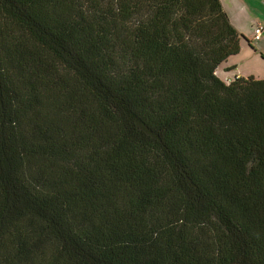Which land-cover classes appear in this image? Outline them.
<instances>
[{
    "label": "trees",
    "instance_id": "16d2710c",
    "mask_svg": "<svg viewBox=\"0 0 264 264\" xmlns=\"http://www.w3.org/2000/svg\"><path fill=\"white\" fill-rule=\"evenodd\" d=\"M241 38L220 0H0V264H264Z\"/></svg>",
    "mask_w": 264,
    "mask_h": 264
},
{
    "label": "rangeland",
    "instance_id": "374dc122",
    "mask_svg": "<svg viewBox=\"0 0 264 264\" xmlns=\"http://www.w3.org/2000/svg\"><path fill=\"white\" fill-rule=\"evenodd\" d=\"M248 1V0H246ZM226 3L228 5V8L234 15V20L230 16L229 11L227 10V7L224 5L226 10L228 11V15L232 18L233 21L237 22L238 26H243V28L247 29L248 24L247 21L253 20L255 18V14H259L258 7H256L255 4L249 3L248 4V9L242 11L240 10V0H226ZM262 14V12H261ZM243 24V25H242ZM243 38L247 39L251 42L249 44L248 42H244L242 44V49H240L239 53H237L234 56H229L227 60L223 61L220 65V69L225 67V64L228 63V65L231 63V60H236L237 66L236 68H232L228 70L227 74L234 75L235 72H240V75L242 76H256V77H261L264 78V55L261 54L260 51H258V47L256 46L257 40H254L253 36L252 37H246L244 34ZM219 69V72H220Z\"/></svg>",
    "mask_w": 264,
    "mask_h": 264
},
{
    "label": "crops",
    "instance_id": "0c3cea01",
    "mask_svg": "<svg viewBox=\"0 0 264 264\" xmlns=\"http://www.w3.org/2000/svg\"><path fill=\"white\" fill-rule=\"evenodd\" d=\"M221 1V4H222V7L223 9L225 10V12L227 13V15L230 13V16L233 18L234 20V15L233 13L230 11V9L228 8V5L226 3V0H220ZM249 3H252V4H255L256 7H258V10H259V14H255V18H253V20H249L247 21V24H248V28L245 29L243 28V26H238L237 22L233 21L232 18L228 15V18L231 22V24L235 27V29L240 32L241 34H244L246 37H252L254 38V29H255V25L260 22L262 23V25L264 26V0H240V10L244 11L246 9H248V4ZM227 7V10L226 8L224 7V5ZM262 12V14H261ZM243 25V24H242ZM243 40L244 42H246V39L244 38H241V42H240V49H242V44H243ZM255 40V39H254ZM247 43V42H246ZM256 46L258 47V51L261 52V54L264 55V29L262 31V34H261V37L260 39L257 40L256 42ZM239 53V52H238ZM236 55V54H234ZM234 55H231V56H234ZM227 60V59H226ZM264 65V64H263ZM222 65H219L217 70H216V73L219 77L223 78V79H227V78H233L234 76H237V75H240V72H235L234 75H230V74H227L228 70L232 69V68H236L237 66V62L236 60H231V63L228 65V63L225 64V67H223L222 69H220ZM219 69H220V72H219ZM242 76V75H240ZM256 77V76H255ZM257 78H261V77H257Z\"/></svg>",
    "mask_w": 264,
    "mask_h": 264
},
{
    "label": "built area",
    "instance_id": "2783aa9c",
    "mask_svg": "<svg viewBox=\"0 0 264 264\" xmlns=\"http://www.w3.org/2000/svg\"><path fill=\"white\" fill-rule=\"evenodd\" d=\"M263 29H264V26L262 25V23L258 22L255 25V29H254V39L255 40L260 39Z\"/></svg>",
    "mask_w": 264,
    "mask_h": 264
}]
</instances>
